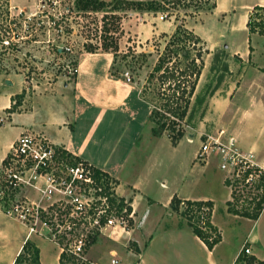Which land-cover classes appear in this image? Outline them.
<instances>
[{
    "label": "rangeland",
    "instance_id": "obj_1",
    "mask_svg": "<svg viewBox=\"0 0 264 264\" xmlns=\"http://www.w3.org/2000/svg\"><path fill=\"white\" fill-rule=\"evenodd\" d=\"M101 1L107 2L108 6L99 11H86L78 8L77 0H10L11 16L18 22L17 27L12 26L16 28L14 33H17L19 38L16 39V49L14 47L4 51L5 55L0 60L1 79H23L30 84L52 82L57 76L65 74L66 65H77L80 54L87 52L91 46L96 49L95 52L113 55V68L117 76L121 78L129 72L131 83L136 84L141 91L144 90L141 94L143 100L148 102L152 110L162 112V100L157 96L159 72L155 67L162 54L173 48L177 26L185 25V28L193 33L194 39L204 42V48L209 52L205 55V68L183 124L187 137L190 138L188 133L195 136L191 142L187 139L180 142V165L177 164V159L176 163L173 162L172 143L165 134L159 135L157 139H149V145L157 144L171 148L170 160H165L164 164L171 183L173 177L179 174L186 180L183 190H187L191 179H199L198 191L200 190L201 194L209 192L214 195L218 205L223 207L219 201L226 199L229 191L218 182L223 173L218 169L217 161L213 159L210 164L202 165L192 161V155L207 135H215L220 130L226 132L225 138L235 135L237 142L239 139L235 131L239 130L247 140L255 137L264 144V133L260 131L259 121L245 113L252 107L256 108L259 101H264V36L250 35L246 27L253 8L264 6V0H217V7L213 12L195 16L185 15L183 11L178 16L175 11H171L174 14L168 16L163 12L136 11L133 8L135 2L154 0H125L130 3L127 4L128 9L113 13L119 1L98 0ZM49 15L53 16V20L60 22L59 26L48 24ZM106 15L107 20L104 19ZM40 24H44L45 32L38 30ZM33 36H37V41H29ZM103 44H107L109 50H105ZM66 47L71 48V52H56L57 49ZM191 53L194 56L196 52L191 50ZM104 55L101 56L100 65L107 64V56ZM175 58L181 67L187 60L183 53ZM101 74L100 71L98 75ZM104 85L106 91L124 94L127 100H139L137 92L127 87L109 81H104ZM146 113L147 106L144 103L139 104L137 119L138 130L142 131L139 136L141 143L145 137L144 132L147 130L149 133L148 122H142ZM149 123L154 127L151 120ZM253 153L257 158L256 153ZM262 154L264 155V151ZM193 162L196 164L195 168L192 166ZM210 176L212 184L205 187ZM1 177L0 172V182L3 180ZM26 197L31 201H38L40 195L33 188L23 187L12 199L1 200L0 208L6 213L16 204H21ZM229 206L228 203V208ZM185 208L186 205L183 210ZM181 210H173L174 213H171L177 221L179 217L186 219ZM202 211L204 213L200 214ZM229 211L237 215L230 208ZM206 212L207 206L203 207V210L194 207L190 216L195 223L203 227V231L209 232L204 219ZM20 215L19 211H15L10 219L20 223L32 234L29 223L24 222ZM198 216L201 217V222L197 221ZM42 228L39 223L34 233H40ZM46 230L53 241V234ZM42 237L46 238L44 235ZM59 248L62 249V246L58 244H53V249L41 248V262L53 264L55 252L60 251ZM130 249H136L132 241L114 242L108 239V234L98 235L85 253V263L112 264L111 261L116 259L118 264H135L134 254H130Z\"/></svg>",
    "mask_w": 264,
    "mask_h": 264
},
{
    "label": "crops",
    "instance_id": "obj_2",
    "mask_svg": "<svg viewBox=\"0 0 264 264\" xmlns=\"http://www.w3.org/2000/svg\"><path fill=\"white\" fill-rule=\"evenodd\" d=\"M102 53L80 54L74 78L64 74L52 82L30 84L23 79L2 80L0 77V117L4 119L0 124V172L22 134L43 135L53 146L107 174L117 183L119 197L133 202L140 224L129 234L116 229L109 233L108 239L132 241L138 249V252L130 249L135 264H240L237 256L245 244L255 258L264 262V207L259 217L253 220L231 213L229 196L219 201L224 205L220 207L214 195L209 192L201 194L198 191L199 179H191L187 190H183L186 180L179 174L171 183L164 165L165 160H170L171 148L149 145V139L159 138L149 123L152 109L143 100L141 89L136 84L127 82L124 75L121 78L112 75L114 57ZM102 55L107 56L105 65H100ZM100 71L101 76L98 75ZM104 81L136 91L139 100H127L124 94L106 91ZM141 103L147 106L142 122L149 124V133L147 130L144 132L142 143L137 119V106ZM256 105L245 113L256 117L260 131L264 133V101ZM13 106L16 110L8 112ZM235 132L241 150L255 152L257 160L264 163L261 140L255 137L247 140L239 130ZM163 134L171 142L168 134ZM188 136L190 138L185 134L177 145L172 144L171 156L174 163L177 159L178 165L180 142L184 139L191 142L195 135L188 133ZM200 145L201 142L192 155V161H195ZM192 166L196 167L195 162ZM218 182L225 186L223 174ZM206 184L205 187L212 184V176ZM175 196L182 201V212L185 201L213 203L210 222L221 240L212 250L194 233L186 219L179 217L177 221L171 216L174 213L171 201ZM10 217L0 208V264H13L28 239L39 247L40 260L41 248L57 246L45 228L40 233L30 234ZM59 250L55 252L53 264H60L62 249Z\"/></svg>",
    "mask_w": 264,
    "mask_h": 264
},
{
    "label": "built area",
    "instance_id": "obj_3",
    "mask_svg": "<svg viewBox=\"0 0 264 264\" xmlns=\"http://www.w3.org/2000/svg\"><path fill=\"white\" fill-rule=\"evenodd\" d=\"M52 15L48 16L49 25L57 22ZM64 50L71 52L69 47ZM64 71L74 78L78 69L76 65H66ZM124 77L127 82L132 81L129 72ZM3 122L0 117V124ZM225 133L220 130L207 135L195 161L208 165L215 159L229 191V208L238 214H253L257 207H264V163L257 160L253 151L241 150L234 136L225 138ZM69 154L43 135L22 134L1 169L0 201L12 199L23 187L33 188L40 195L38 201L26 197L6 213L12 216L19 211L31 233L40 223L53 234V241L62 246V252L86 262L85 253L93 238L116 229L129 234L140 222L133 202L119 197L118 185L111 177ZM237 259L240 264H264L253 256L247 244ZM111 263L119 261L113 259Z\"/></svg>",
    "mask_w": 264,
    "mask_h": 264
},
{
    "label": "trees",
    "instance_id": "obj_4",
    "mask_svg": "<svg viewBox=\"0 0 264 264\" xmlns=\"http://www.w3.org/2000/svg\"><path fill=\"white\" fill-rule=\"evenodd\" d=\"M118 1L119 2L115 6L113 13L122 12L123 10L128 9L127 4H130L125 0ZM76 5L79 9L86 11H99L108 6L107 2H98V0H77ZM133 5V8L136 11L155 13L163 12L167 13L168 16L174 14H172L171 11H175L176 16L183 11L185 15L195 16L201 13L213 12L217 7V0H154L148 2L139 1L135 2ZM10 7V0H0V60H2L5 55L4 51L9 48L14 49V47L16 49V42L18 41L16 39L19 38V35L14 33L16 28H13L12 26L16 25L15 27H17L18 22L16 18L11 16ZM104 19L107 20L108 15H106ZM59 24L60 22L54 23L55 26H59ZM40 25L41 26H39L38 30L44 31V24ZM104 25L105 27L107 26L105 22ZM246 27L250 35L257 34L259 36H264V6H255L253 8L248 17ZM32 31L34 30L32 29ZM36 38L37 36H33L29 41H37ZM175 38V42L172 45L173 48L162 54L155 67V70L159 72L157 76L159 83L157 96L159 100H162L160 106L162 112H159V110H152L150 115V120L154 124L153 133L157 136L167 133L173 145H177L186 134L183 124L187 118L191 99L197 90L202 71L205 68V55L209 53L208 50L204 48V42H201V39L197 40L195 38V40L193 33L186 29L183 24L177 26ZM103 48L109 50L110 47H108L107 44H103ZM249 49L250 51L252 50V48ZM95 50V48L90 46L87 52L93 53ZM191 50H195L196 53L194 56H192ZM56 52L63 54L65 50L64 48H62V50L57 49ZM182 53L184 58L187 59L183 67L177 63L175 58ZM112 71V75L116 76L117 74L113 67ZM143 92L144 90L141 91V94ZM18 97H22V95ZM15 110L16 107L13 106L8 112H13ZM75 159L80 160L76 157ZM181 204V200L176 196L173 197L171 207L174 211L178 212ZM184 204L186 205V208L183 210V214L186 217L189 226L193 228L194 233L204 241L207 247L212 250L221 240V237L217 234V230L213 228L210 222L213 203L210 201H185ZM205 206L209 209L204 217V219H206L205 225L209 232L203 231L201 226H199V223H195L193 217L190 216L194 207L197 208V210H200ZM262 209L263 207L259 206L253 214H238L236 212L235 214L256 220ZM197 221L201 222L200 216H198ZM94 239L95 238H93L92 241H94ZM91 245L92 242L90 243L89 248ZM136 251L138 252V249H135V252ZM67 263L91 264V262L85 263L80 261L72 254L62 252L60 256V264ZM14 264H41L39 247L33 241L27 240L22 251L16 257Z\"/></svg>",
    "mask_w": 264,
    "mask_h": 264
},
{
    "label": "water",
    "instance_id": "obj_5",
    "mask_svg": "<svg viewBox=\"0 0 264 264\" xmlns=\"http://www.w3.org/2000/svg\"><path fill=\"white\" fill-rule=\"evenodd\" d=\"M7 84H11V82L10 81H7Z\"/></svg>",
    "mask_w": 264,
    "mask_h": 264
}]
</instances>
